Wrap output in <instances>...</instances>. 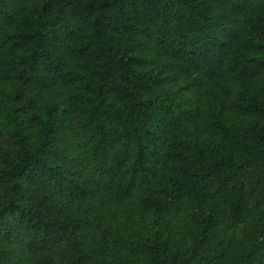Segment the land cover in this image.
I'll return each mask as SVG.
<instances>
[{
	"label": "trees",
	"instance_id": "1",
	"mask_svg": "<svg viewBox=\"0 0 264 264\" xmlns=\"http://www.w3.org/2000/svg\"><path fill=\"white\" fill-rule=\"evenodd\" d=\"M0 264H264V0H0Z\"/></svg>",
	"mask_w": 264,
	"mask_h": 264
}]
</instances>
